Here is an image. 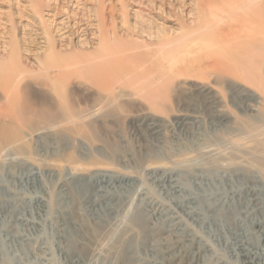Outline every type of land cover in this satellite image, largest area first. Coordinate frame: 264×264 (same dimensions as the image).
Returning <instances> with one entry per match:
<instances>
[{
	"label": "rangeland",
	"instance_id": "374dc122",
	"mask_svg": "<svg viewBox=\"0 0 264 264\" xmlns=\"http://www.w3.org/2000/svg\"><path fill=\"white\" fill-rule=\"evenodd\" d=\"M32 1L0 0V264L264 248V1Z\"/></svg>",
	"mask_w": 264,
	"mask_h": 264
},
{
	"label": "bare ground",
	"instance_id": "6f19581e",
	"mask_svg": "<svg viewBox=\"0 0 264 264\" xmlns=\"http://www.w3.org/2000/svg\"><path fill=\"white\" fill-rule=\"evenodd\" d=\"M57 1V0H56ZM249 1H251L252 2V0H249ZM264 1V0H263ZM33 7L35 6V7H39V8H42V2H40L39 0H33L32 1V4H31ZM247 5H249V4H247V3H244L243 4V6H247ZM60 8V7H59ZM258 12H260V11H258ZM258 12H254V11H251L250 13H248V16L250 17H254V16H256L257 14H261V13H258ZM264 12V11H263ZM89 16V15H88ZM241 16H243V15H241ZM246 16V14L243 16V17H245ZM238 17V16H237ZM85 18V17H84ZM91 18V17H90ZM235 18H236V16H235ZM76 22V21H75ZM60 23V22H59ZM250 24V22L249 21H247V22H245V28L246 29H250L251 27H256V25H249ZM73 25H77L76 27H78V25H79V23L78 22H76V24H73ZM61 26V25H60ZM70 25H66V27H69ZM259 27V26H258ZM64 28H65V26H64ZM63 29V28H62ZM259 30V29H258ZM58 31H60L59 29H58ZM61 32V31H60ZM81 34V33H80ZM101 36V35H100ZM253 39H259V41H263L264 42V31H258L257 32V35L253 38ZM261 50H263V49H261ZM263 52H264V50H263ZM262 52V53H263ZM264 54V53H263ZM263 54H261L262 56H264ZM9 102V101H8ZM67 117L68 118H71L72 116H73V113H71V112H69V111H67ZM53 116V115H52ZM48 118V117H47ZM49 119V118H48ZM51 119V118H50ZM264 122V121H263ZM261 126V125H260ZM76 128V127H75ZM78 128V127H77ZM76 128V129H77ZM7 130V129H6ZM81 130V129H80ZM251 130V129H250ZM262 131V130H261ZM6 132H8V131H6ZM78 132H79V130H78ZM78 132H76V133H78ZM81 132V131H80ZM85 132V131H84ZM260 132V131H259ZM264 131H262V133H263ZM1 133V132H0ZM10 134V133H9ZM11 136V135H10ZM19 136V135H18ZM17 136V137H18ZM259 136V135H258ZM16 137V136H15ZM237 137V136H236ZM240 137V136H239ZM253 137V136H252ZM19 139V138H18ZM1 140V142L3 143L4 141L6 142V141H8V140H13L12 138H8V137H2V139H0ZM238 140V139H237ZM224 141V140H223ZM236 141V140H235ZM0 142V143H1ZM17 142V141H16ZM255 142V141H254ZM220 144V143H219ZM254 144H257V145H255V146H258V149L256 148V150H258V151H261L262 152V154H260V155H255L254 157H252V158H250L251 160H250V165H251V167L253 168V167H255L256 168V170H255V172L259 175L258 177L259 178H261V180H264V139L263 140H258L257 141V143H254ZM241 148V147H240ZM238 149H239V147H238ZM250 149V148H249ZM253 150V149H252ZM211 153V152H210ZM254 153V152H253ZM255 154V153H254ZM249 155V154H248ZM252 156H253V154H252ZM225 158V157H224ZM226 159V158H225ZM235 160V159H234ZM223 161V160H222ZM221 162V161H220ZM224 163V162H223ZM227 170V169H226ZM226 172V171H225ZM249 172H252V171H249ZM226 174V173H225ZM251 174V173H250ZM249 173H248V175H246V176H248V178L250 179V177H251V175H250ZM253 174H254V172H253ZM236 175V174H235ZM225 176V175H224ZM253 177V176H252ZM229 178V177H228ZM254 178V177H253ZM232 179V178H231ZM246 182H247V180H245ZM254 180H252V182H253ZM174 183V182H173ZM176 183V182H175ZM177 185V184H176ZM181 187V186H180ZM213 191V190H212ZM246 191H248V190H246ZM252 191V190H251ZM215 193V192H214ZM219 193V192H218ZM252 193V192H251ZM207 194H208V192H207ZM258 194H260V193H258ZM251 195H253V193L251 194ZM188 197V196H187ZM186 201V200H185ZM256 201H257V199H256ZM178 202V201H177ZM209 204V203H208ZM113 210V209H112ZM190 210V209H189ZM224 210V209H223ZM168 212V211H167ZM172 212V211H171ZM201 212V211H200ZM137 214V213H136ZM167 214V213H166ZM140 215V214H139ZM137 216V215H133V217H132V219H131V223L132 224H134L135 225V227L137 226V228L139 229L141 226V218H140V216ZM169 215V214H168ZM130 217V218H131ZM125 218V217H124ZM207 218V217H206ZM145 221V220H144ZM164 222V221H163ZM144 223V222H143ZM146 223V222H145ZM155 224V223H154ZM158 224V223H157ZM258 224L260 225V227H261V232H262V234H261V237L263 236V239H264V221H259L258 222ZM108 225V224H107ZM145 225V224H144ZM177 225V224H176ZM182 225V224H181ZM91 226V225H90ZM140 226V227H139ZM143 226V225H142ZM112 227V226H111ZM134 227V226H133ZM134 227V228H135ZM128 228V227H127ZM137 228H135V231H136V229ZM142 229L144 228V226L143 227H141ZM170 228V227H169ZM90 229H92V228H90ZM160 229V228H159ZM158 229V230H159ZM126 230V229H125ZM134 230V229H133ZM132 230V231H133ZM147 230V229H146ZM146 230H144V231H146ZM149 231V230H148ZM156 231V230H155ZM155 231H154V233H155ZM172 231H174V230H172ZM184 231V230H183ZM134 232V231H133ZM138 232H139V230H138ZM160 232V231H159ZM158 232V233H159ZM170 232V231H169ZM95 233V232H94ZM120 233H122V232H120ZM119 233V234H120ZM144 233V232H143ZM108 234V233H107ZM106 234V235H107ZM141 234V233H140ZM176 234V235H175ZM121 235V234H120ZM123 235V234H122ZM122 235H121V237H122ZM142 235V234H141ZM152 235H153V233H152ZM99 236V235H98ZM101 236V235H100ZM125 236V235H124ZM127 236H129L128 234H127ZM150 237H151V234L149 235ZM93 237V236H92ZM139 237V236H138ZM185 236H183V233L182 234H178V232L177 233H174V234H170V240L168 241V242H161V247L159 248V252H161L160 254H161V258H158V259H161V260H158V259H156L155 258V256H153L155 259L153 260V261H151L152 263L151 264H200V263H198V260H199V258H198V256H197V254H199V249L198 248H196V247H194L193 249V257H191V258H189V256H188V258L186 257V254H185V252L184 253H182V254H184L182 257H177V255H176V252H174V251H177V252H180L182 249H181V240H182V238H184ZM260 237V238H261ZM108 238H110V237H108ZM119 238V235H118V237H117V239ZM152 238V237H151ZM87 239H89V238H87ZM92 238H90V240H91ZM115 239V238H114ZM116 239V240H117ZM138 239V238H137ZM187 238H185V240H186ZM105 240V239H104ZM106 240H107V238H106ZM110 240H112V239H110ZM110 240H108V241H110ZM121 239L119 238V241H120ZM124 240H126V239H124ZM130 240H133V239H130ZM152 240V239H151ZM150 240V241H151ZM188 240V239H187ZM78 241V240H77ZM87 241V240H86ZM92 241H93V239H92ZM148 241V240H147ZM156 241V240H155ZM183 241V240H182ZM189 241H190V239H189ZM248 241V240H247ZM250 241V240H249ZM248 241V242H249ZM115 242V241H114ZM118 242V241H117ZM123 242V241H122ZM134 242V241H133ZM132 241H131V243H130V241H129V243L132 245V243H133ZM138 242V241H137ZM140 242V241H139ZM258 242V241H257ZM87 244H88V241L86 242ZM128 243V242H127ZM141 243V242H140ZM142 243H144V242H142ZM149 243H151V242H149L148 241V244ZM157 243H160L159 241L157 242ZM188 243V242H187ZM190 243V242H189ZM234 243V242H233ZM251 243V242H250ZM77 244H79V243H77ZM114 244H116V242L114 243ZM124 244V243H123ZM135 244V243H134ZM191 244V243H190ZM72 245V244H71ZM137 245H139L138 243H137ZM157 245H158V247H159V245L160 244H156V246H154V248L155 247H157ZM185 245V244H184ZM192 245V244H191ZM258 245V244H257ZM81 246V245H80ZM93 246V245H92ZM92 246H91V249H92ZM124 246V245H123ZM147 246V245H146ZM153 246V245H152ZM187 246V245H186ZM190 246V245H189ZM88 247V246H87ZM184 247V246H183ZM192 247L193 246H191V249H192ZM126 248V247H125ZM132 249H134V247H131ZM131 248H130V250H131ZM137 248H138V246H137ZM146 248V247H145ZM153 248V247H152ZM186 248V247H185ZM254 248H256V249H258V250H260V251H257V250H253V249H251V248H249V247H246L244 244H242L241 243V245L239 246V250H240V252H238V254L239 255H243L244 256V260L242 261V264H264V248H261L260 246H257V247H254ZM86 249V248H85ZM88 249V248H87ZM103 249H106L105 248V246H103L102 245V247H101V250H103ZM114 250V258H117V259H124L125 260V258L128 256V254H129V256H130V258H132L131 256L133 255V256H135L134 254H132V253H135L136 254V252H131V254L129 253V252H127V250H125L124 248H118V246H117V248H115V249H113ZM129 250V251H130ZM135 250V249H134ZM154 250V249H153ZM152 250V251H153ZM156 250V249H155ZM190 250V249H189ZM86 251V250H85ZM91 251V250H90ZM95 251V249H93L88 255H89V260L90 261H93L96 257H95V255L93 254V252ZM126 251V252H125ZM89 252V250L87 251V253ZM190 252H192V251H190ZM153 253H157L156 251L155 252H153ZM149 254V253H148ZM81 255V254H80ZM139 255V254H138ZM154 255V254H153ZM157 255V254H156ZM180 255V254H179ZM142 256V255H141ZM197 256V257H196ZM143 257V256H142ZM141 257V258H142ZM150 257V256H149ZM129 258V259H130ZM135 258H136V256H135ZM144 258V257H143ZM128 259V258H127ZM134 258H132V259H130V260H128V261H130V262H132V260H133ZM153 259V258H152ZM151 259V260H152ZM140 260V259H139ZM127 261V260H126ZM127 261V262H128ZM147 261V260H146ZM145 261V262H146ZM130 262L129 263H127V264H130ZM115 263V262H114ZM125 263V262H124ZM123 263V264H124ZM134 264H136V262H133ZM144 263V262H143ZM147 263H148V261H147ZM87 264V263H86ZM106 264V263H105ZM137 264H138V262H137ZM139 264H141V263H139ZM145 264V263H144ZM149 264V263H148ZM203 264V263H202Z\"/></svg>",
	"mask_w": 264,
	"mask_h": 264
}]
</instances>
